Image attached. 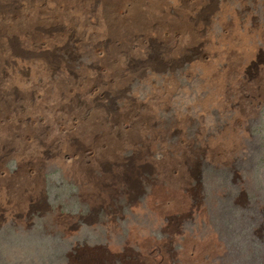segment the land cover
I'll return each mask as SVG.
<instances>
[{"label": "rangeland", "instance_id": "1", "mask_svg": "<svg viewBox=\"0 0 264 264\" xmlns=\"http://www.w3.org/2000/svg\"><path fill=\"white\" fill-rule=\"evenodd\" d=\"M21 1L0 0V264H264V0L5 23Z\"/></svg>", "mask_w": 264, "mask_h": 264}, {"label": "bare ground", "instance_id": "2", "mask_svg": "<svg viewBox=\"0 0 264 264\" xmlns=\"http://www.w3.org/2000/svg\"><path fill=\"white\" fill-rule=\"evenodd\" d=\"M43 1H45L47 5L51 4L50 0H22L21 3L19 4V8L22 9V15H18L17 17H15V16L7 17L5 19V23L8 22L10 25L12 23H14V26H17L19 23H24L25 21L27 22V18L31 19L32 16L24 14V13L28 12L29 10L36 11L39 7V4L42 3ZM156 1L160 2L161 0H119V2H117L110 9L117 8L113 12H120L122 14L121 17L124 21H126V20L129 22H130V20L132 22H135L138 20L144 21L150 16V7H149L150 4H149V2L155 3ZM176 1H178V0H176ZM109 5H110V3H109ZM2 21L3 20H0V23H2ZM6 36L7 35L5 34V37ZM30 183H32V182H29V185H30Z\"/></svg>", "mask_w": 264, "mask_h": 264}]
</instances>
